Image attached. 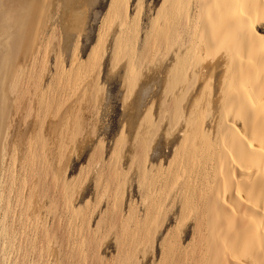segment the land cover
I'll use <instances>...</instances> for the list:
<instances>
[{"label":"bare ground","instance_id":"obj_1","mask_svg":"<svg viewBox=\"0 0 264 264\" xmlns=\"http://www.w3.org/2000/svg\"><path fill=\"white\" fill-rule=\"evenodd\" d=\"M43 8V0H0V264H94L107 237L114 264H264V0H162L140 48L138 13L129 15L128 0H110L84 67L73 61L64 74L57 52L48 92L43 69L28 65ZM105 25L117 28L110 61L113 69L123 63L116 74L133 113L108 163L94 149L97 209L106 205L94 232L91 216L64 200L66 223L80 219L73 241L72 227L66 232L49 206V194L65 195L63 180L57 191L47 178L57 136L49 142L44 126L53 133L74 120L70 128L80 132L78 109L96 115L105 90L92 74L107 52H98ZM167 56L170 67L161 64ZM33 100L40 129L22 144L15 116L24 108L28 120ZM161 140L167 153H159Z\"/></svg>","mask_w":264,"mask_h":264},{"label":"rangeland","instance_id":"obj_2","mask_svg":"<svg viewBox=\"0 0 264 264\" xmlns=\"http://www.w3.org/2000/svg\"><path fill=\"white\" fill-rule=\"evenodd\" d=\"M161 2L162 0H128L129 15L134 16V14L136 15V13H138L137 31L138 30L139 31L137 32V34L139 37L137 38H139V40L137 43L138 46H136L137 48L141 47L142 41L144 39L143 37L145 36L146 31L148 30L147 28H149V24H150L149 21L153 19L155 11L159 8ZM43 4H44L43 10L45 11V14L42 16L43 23L41 26L36 27L35 30L36 33L34 32L33 35L29 36L30 39L27 43L29 49V60H30L28 62V65L31 67V69L41 68L43 69V71L45 70L44 72L42 70L39 71L44 74L42 77L43 91L48 92L50 89V83L53 80L55 74L56 60L59 57H60L59 58L60 65H62L64 69V74H67L70 71L69 69L71 68L70 66L73 61L76 64L75 66L81 65L82 67H84V64H86L85 62L87 60L88 54L90 53L91 49L95 46L97 42V34L100 29V26L102 25L103 18L107 13L110 0H43ZM105 27H104V33L106 38L105 39L106 44H104V41H102L103 44L101 45H103L102 47L104 48V50L101 47L102 51L99 50L98 52L99 54H101L102 52H106V50L107 52L101 54V56L103 57L102 59H100L101 61H99L100 64L98 63L100 66L99 65L98 67L96 66L94 70H97V72L94 71L95 74L94 73H93L94 75L92 74V76L95 77L98 75V77H96V79H98V87L100 89L105 90L102 99L99 96L100 98L98 97L99 99L97 98L98 100L95 101L97 107L96 115L94 114V110H92L93 112L90 111L88 114L86 113L85 110H82L80 106L81 109L80 110L78 109V112H80L78 116H80L81 114V117L84 118L80 132H78L76 128H72V129L70 128V125L73 126L74 120L72 121L69 120L68 127L61 125L58 128V131L53 133H51L48 125L45 124L44 126V129H46V133H47L46 137L48 138L49 142H50L49 138H51V135L57 136V139L55 140L54 144L50 143L51 147L53 148V154L55 153L56 154L51 156L50 159L48 160V163L51 165L50 168L51 173L47 178L49 181L50 179L53 180L54 186L57 191L60 186L58 183H60L63 180L64 189L62 191L64 192L65 195L64 198L60 199L59 197H56V195H52L53 194L52 192L56 193V190H54L55 188L51 190L50 192L52 194L51 195L49 194L50 196L49 206L53 208L52 212L55 213V216L57 217L56 219L57 220L59 219L62 225L65 223V225L63 226L65 227L67 226L66 228L62 226L64 230L66 229L65 230L66 232L70 230L69 227H72L70 232L68 233L70 234L75 233L73 234V236L75 235L74 236L75 238L73 237L70 239V240L73 239V241L74 239L75 240L79 239L78 225L80 219L78 220L76 217L71 215L68 216L67 218L68 220H70L69 222L67 221L69 225L66 223L65 218H63V216L60 215L62 209L64 208V200L65 198H68V196H71L73 199V200L71 199L73 208H75L76 211H78L79 214L81 215L82 214L85 215L84 213L86 212L89 216H91L90 229L94 232V228L99 218V213H101V211H104L106 208V205L104 203H102L103 205L101 204L99 206L100 208L98 207V209H97L98 205H96V203H98L97 202L98 198L96 195L97 190L95 186L96 175L94 172V167H95L94 149L97 148V150L101 153L100 155H102L101 158L102 162H104L105 164L108 163L116 147V140L118 138L120 139V135L123 133V131L125 135H123L122 140L123 141L127 140L126 137L128 134L126 133H128L127 131L129 129V123H130L128 116L130 117L132 115L131 112L133 113V111H131L127 106L128 103L127 105L123 103L124 90L121 81L118 79L119 76L118 74H116L120 72V68L123 66L122 65L123 63L120 64L117 68L113 69L110 61L112 57V49L110 50L112 36L117 28L115 26L113 28L112 27L110 28L108 25H105ZM33 38L34 41H31L30 43V40ZM75 46H77V50L75 52L76 54H74L73 56V50L76 49ZM57 48L59 49L57 50ZM57 52L59 54L58 55L59 57L56 54ZM156 57H157L156 58L157 62H153L154 64L156 63V66H154L153 63L151 65V68L153 67L152 68L153 70H157L159 68L158 65H160L159 60H161L160 59L161 57L158 56ZM167 58L168 56L165 58L164 61L165 62L167 61L168 63L166 64L161 63V64L165 66L168 65L166 67H170V65L172 64L171 56L168 59ZM168 60L169 61L171 60L170 63ZM42 62L45 63V65L42 64ZM39 64H41V66ZM33 66H37V67L34 68ZM111 69L117 72H114ZM144 72H145V66H144ZM146 74L152 75V72L150 73L147 72ZM142 80H144V78ZM31 81L32 80L28 79L27 83L29 84V82ZM152 86H151V90H152L151 95L149 96L147 95L149 98L147 97L145 99L146 101L145 104H147L145 106L146 108L149 107L150 105L149 101L151 100L150 98L153 94V91L156 90L155 83L152 84ZM137 89L138 87L135 89V91ZM148 99L149 101H147ZM34 101L35 102L37 101L33 100V104H32L34 105V108L36 110L34 111L35 113H32L33 115L29 117L28 120H26L24 118V115L22 114V113L25 114L24 108L21 109V112L20 110L17 109L18 112L15 116V119H17L16 117L18 115L20 120L19 123L16 120L18 124L17 141L22 144L34 143L36 135L40 129L36 125L40 117L39 115L37 116L36 114L38 109V104L37 103L34 104ZM23 110L24 112H22ZM143 110H145V108H142L141 111ZM39 111L41 112V110ZM153 111L154 112H152V116L154 117L156 116L158 109L154 108ZM143 112L141 114L142 116L144 115ZM72 113L73 114L75 113L74 116L75 119H77L78 116H77V112H75V109H73ZM90 113H93V115ZM20 114L22 115L21 117H23L25 120L23 118L21 119ZM53 120L58 121V117H55ZM59 144L62 145L61 149L59 148ZM125 146L126 148L123 147L122 149L123 151L121 150L122 153L121 155L123 156L120 155V157H123L121 158L123 165L120 163L122 165V166L120 165V168L122 169L124 168L123 169L124 171L126 168L125 161H123L125 160L124 152L127 153V145ZM61 150L65 151V155H61V156L59 155ZM167 152H168V148L165 145V141L161 140V142L159 143V153L164 154ZM103 181H104V177L100 179L99 184L101 185ZM126 192L127 190H124L122 195L126 196ZM99 193L102 192L100 191ZM47 218L50 220V221L48 220V222H53L51 221L52 218L50 216ZM76 225H77V229H76ZM68 238L66 239L68 240ZM106 239L107 240H105V242L103 240L102 247L104 249L102 248L101 250L100 247V250L98 251L100 253V255L98 254L99 257L98 256L91 257L93 261H95V263L96 260H99L100 258L102 259V261H99L98 264H107V263L114 264L113 258L116 257L115 255L116 250L114 246L115 243L112 237L110 238L107 237ZM99 242L100 244H102L100 239ZM82 248H81L82 253L84 252V255H87L86 249L83 248L84 249L83 251ZM156 258L158 259V255ZM140 259L141 260L140 262L138 261V264H151L152 262L150 261L151 260L150 258H149L150 260L144 259V261L142 260L143 258ZM87 263H90V261L89 262L86 261V264Z\"/></svg>","mask_w":264,"mask_h":264}]
</instances>
